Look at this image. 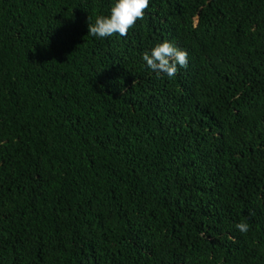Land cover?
<instances>
[{
  "label": "trees",
  "instance_id": "obj_1",
  "mask_svg": "<svg viewBox=\"0 0 264 264\" xmlns=\"http://www.w3.org/2000/svg\"><path fill=\"white\" fill-rule=\"evenodd\" d=\"M0 264H264V0H0Z\"/></svg>",
  "mask_w": 264,
  "mask_h": 264
}]
</instances>
